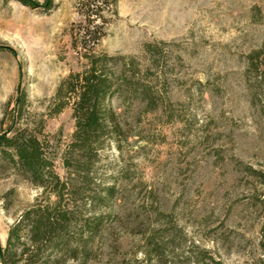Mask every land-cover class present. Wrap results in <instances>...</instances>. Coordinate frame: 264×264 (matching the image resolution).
<instances>
[{"label": "rangeland", "instance_id": "374dc122", "mask_svg": "<svg viewBox=\"0 0 264 264\" xmlns=\"http://www.w3.org/2000/svg\"><path fill=\"white\" fill-rule=\"evenodd\" d=\"M76 2L0 0V129L23 95L20 121L43 125L62 177L75 119L71 106L54 116L49 106L60 82L87 66L72 44L83 20ZM115 9L96 49L137 56L146 74L144 45L166 42L148 76L159 106L111 100L125 136L104 141L87 193L112 185L115 196L107 206L78 201V256L59 264H264V184L249 170L264 169V0H116ZM48 198L0 153L3 246L22 213Z\"/></svg>", "mask_w": 264, "mask_h": 264}, {"label": "trees", "instance_id": "16d2710c", "mask_svg": "<svg viewBox=\"0 0 264 264\" xmlns=\"http://www.w3.org/2000/svg\"><path fill=\"white\" fill-rule=\"evenodd\" d=\"M17 1L30 7L54 6V0H45L43 4L36 0ZM76 4L83 20L75 24L72 44L87 59V66L82 71L71 72L60 82L49 106L51 116L68 106L73 109L75 131L62 156L68 176L62 177L56 170L43 125L32 127L31 123L20 121L25 97L19 96L11 112V123L0 129V153L28 180L43 187L49 198L27 208L10 226L5 246L0 239V264H59L65 254L77 257L79 248L74 244L73 228L78 223V201L88 196L93 204L98 201L107 206L115 196L116 188L112 185L105 188V195L87 193L92 190L88 179L104 141L111 136L117 139L125 136L121 114L111 105V100L135 95L139 101L146 102L148 109L159 106L158 90L148 76L157 75L163 45L167 43L144 45L153 61L143 74L137 56L111 55L96 49L106 36L111 20L106 13L116 12V0H77ZM260 52L249 55L253 68H258L256 59ZM249 170L264 184V169L250 167ZM100 219L86 221L87 230L96 231ZM262 231L264 234V224ZM49 249L52 253H48Z\"/></svg>", "mask_w": 264, "mask_h": 264}]
</instances>
